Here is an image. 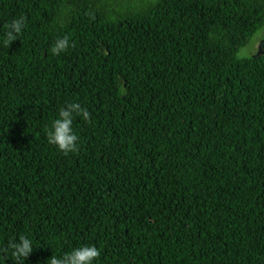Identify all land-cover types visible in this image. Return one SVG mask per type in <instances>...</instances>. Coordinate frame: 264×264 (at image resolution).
Instances as JSON below:
<instances>
[{"label": "trees", "instance_id": "1", "mask_svg": "<svg viewBox=\"0 0 264 264\" xmlns=\"http://www.w3.org/2000/svg\"><path fill=\"white\" fill-rule=\"evenodd\" d=\"M0 248L25 264H264V0H0ZM74 47L51 53L57 37ZM258 53V52H257ZM79 103L80 151L45 129ZM0 254V264H13Z\"/></svg>", "mask_w": 264, "mask_h": 264}, {"label": "clouds", "instance_id": "2", "mask_svg": "<svg viewBox=\"0 0 264 264\" xmlns=\"http://www.w3.org/2000/svg\"><path fill=\"white\" fill-rule=\"evenodd\" d=\"M3 27L5 31L3 36H0V43L4 48L9 49L27 27V17L20 16ZM69 47H74V45L67 36L57 37L51 48V53L59 56ZM76 117H81L85 122H91V114L86 108H83L79 103L69 102L60 107L58 118L53 121L50 128L45 129L48 143L66 156L80 151L79 137L73 127ZM33 251L32 240L25 235L10 239L6 247L0 248L2 255L7 256L10 252L9 260L13 261V264H25ZM100 256L101 251L95 245H85L74 248L59 257L53 255L47 264H93Z\"/></svg>", "mask_w": 264, "mask_h": 264}, {"label": "rangeland", "instance_id": "3", "mask_svg": "<svg viewBox=\"0 0 264 264\" xmlns=\"http://www.w3.org/2000/svg\"><path fill=\"white\" fill-rule=\"evenodd\" d=\"M264 44V29L258 32L255 37L252 39L251 43L242 48L238 53V58L253 57L257 55L258 50L260 49V44Z\"/></svg>", "mask_w": 264, "mask_h": 264}, {"label": "water", "instance_id": "4", "mask_svg": "<svg viewBox=\"0 0 264 264\" xmlns=\"http://www.w3.org/2000/svg\"><path fill=\"white\" fill-rule=\"evenodd\" d=\"M264 54V44L263 42L260 44V49L258 50L257 56Z\"/></svg>", "mask_w": 264, "mask_h": 264}]
</instances>
